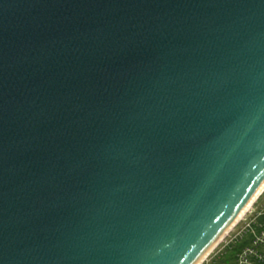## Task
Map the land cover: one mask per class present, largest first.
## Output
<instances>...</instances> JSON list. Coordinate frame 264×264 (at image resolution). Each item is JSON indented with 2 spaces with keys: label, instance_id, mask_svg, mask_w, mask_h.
Here are the masks:
<instances>
[{
  "label": "water",
  "instance_id": "1",
  "mask_svg": "<svg viewBox=\"0 0 264 264\" xmlns=\"http://www.w3.org/2000/svg\"><path fill=\"white\" fill-rule=\"evenodd\" d=\"M263 183L264 0H0V264H195Z\"/></svg>",
  "mask_w": 264,
  "mask_h": 264
},
{
  "label": "rangeland",
  "instance_id": "2",
  "mask_svg": "<svg viewBox=\"0 0 264 264\" xmlns=\"http://www.w3.org/2000/svg\"><path fill=\"white\" fill-rule=\"evenodd\" d=\"M263 227L264 189L235 223L233 229L208 252L201 264H237V253L248 243V239L252 238L249 233H258ZM247 230L249 233H245ZM234 247L238 249L235 251Z\"/></svg>",
  "mask_w": 264,
  "mask_h": 264
},
{
  "label": "built area",
  "instance_id": "3",
  "mask_svg": "<svg viewBox=\"0 0 264 264\" xmlns=\"http://www.w3.org/2000/svg\"><path fill=\"white\" fill-rule=\"evenodd\" d=\"M234 226L235 224L233 227ZM233 227L222 238H224ZM245 233H249V230ZM249 235H251L252 238H249L248 243L237 253V264H264V227L260 229L258 233H249Z\"/></svg>",
  "mask_w": 264,
  "mask_h": 264
},
{
  "label": "bare ground",
  "instance_id": "4",
  "mask_svg": "<svg viewBox=\"0 0 264 264\" xmlns=\"http://www.w3.org/2000/svg\"><path fill=\"white\" fill-rule=\"evenodd\" d=\"M264 189V183L261 186V188L259 189V191L251 198V200L245 205V207L240 211V213L238 214V216L236 217V222L246 213V211L248 210V208L251 206V204L254 202L255 198H257L258 194ZM235 222V223H236ZM226 234V233H225ZM224 234V235H225ZM223 235V236H224ZM216 245V244H215ZM214 245V246H215ZM213 245L206 251L204 252V254L199 258V260L195 263V264H200L207 256L208 252L214 247Z\"/></svg>",
  "mask_w": 264,
  "mask_h": 264
},
{
  "label": "trees",
  "instance_id": "5",
  "mask_svg": "<svg viewBox=\"0 0 264 264\" xmlns=\"http://www.w3.org/2000/svg\"><path fill=\"white\" fill-rule=\"evenodd\" d=\"M232 246H233V245H232ZM232 246H231V247H232ZM234 249H235V251H236L238 248L234 247Z\"/></svg>",
  "mask_w": 264,
  "mask_h": 264
}]
</instances>
